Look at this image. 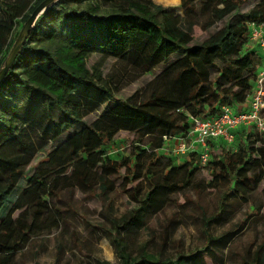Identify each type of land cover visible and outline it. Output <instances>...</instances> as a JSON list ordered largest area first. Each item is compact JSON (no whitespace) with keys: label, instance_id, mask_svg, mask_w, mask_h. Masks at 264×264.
Returning a JSON list of instances; mask_svg holds the SVG:
<instances>
[{"label":"trees","instance_id":"16d2710c","mask_svg":"<svg viewBox=\"0 0 264 264\" xmlns=\"http://www.w3.org/2000/svg\"><path fill=\"white\" fill-rule=\"evenodd\" d=\"M42 1H0V69ZM249 1L180 0V16L152 0H58L38 18L0 83L8 95L0 100V264H11L34 238L61 228L71 209L54 203L71 183L100 201L118 181L136 206L118 227L137 225L142 212L159 213L165 197L185 189L202 214L199 249L183 252L176 245L173 259L143 254L132 264H224L218 247L233 246L251 216L224 243L211 226L226 224L264 184V132L237 129L232 144L211 141L205 166L196 152L179 160L163 151L167 141L186 136L191 118L215 117L252 93L262 56L249 42L248 24H264V0L248 7ZM200 12L207 15L203 38L194 34ZM108 60L137 76L161 72L141 96L138 90L123 100L105 78ZM54 108L66 118L54 120ZM120 132L133 140L125 154L112 157ZM197 168L205 169L206 189L218 195L212 209L201 204L205 181L194 180ZM112 235L119 246L118 233ZM231 254L236 264H264V243Z\"/></svg>","mask_w":264,"mask_h":264},{"label":"rangeland","instance_id":"374dc122","mask_svg":"<svg viewBox=\"0 0 264 264\" xmlns=\"http://www.w3.org/2000/svg\"><path fill=\"white\" fill-rule=\"evenodd\" d=\"M0 1H15L25 5L33 3V0ZM152 1L156 5L167 8L170 12L182 15L180 0ZM257 1L250 0L247 6L250 7V4ZM206 20L207 15L200 12L197 25L194 28L196 37L206 36L201 29V25ZM260 55L263 56L262 53ZM263 60L264 56L260 61L259 69L263 68ZM93 61L94 58L90 59L88 64L91 65ZM104 66L107 83L113 87L115 97L123 100L135 96L138 90V96H141L145 84L161 72V69L158 68L151 75L137 76L136 73L114 60H108ZM19 72L20 69L16 67L15 73ZM6 98H8L6 88L2 87L0 100L3 101ZM52 115L56 121L66 118V112L59 108H54ZM88 118L92 119V116ZM132 140L131 135L120 132L117 144L109 150L110 155L115 157L122 153L125 154L129 150ZM62 141L61 138L49 145L54 147ZM171 148V145L167 144L163 151L164 154H169ZM38 161L39 157L35 158L33 165ZM196 170L194 180L196 182L205 181L202 187L201 204L212 209L218 195L206 189L205 169L197 168ZM181 176L182 172H179L176 180H179ZM117 184V189L113 193L97 201L89 197L76 184L71 183L62 192L61 202L54 203L57 208L67 209L66 206H69L71 209L64 215V224L58 230L34 238L28 247L15 255L11 264H123L125 261L132 264L138 262L143 254L154 255L161 260L173 259L177 251L176 245L183 252L199 249L202 246V214L191 203L192 201L196 202L191 190L185 189L165 197L163 209L159 213L152 215L142 212L140 223L126 225L122 228L118 227L121 217L136 206L134 203H130L128 195L124 191L125 186L121 184V181H118ZM247 198L248 203L242 204L226 224L211 226L213 237H220L221 242L224 243L229 239V234L234 231L236 224L243 220L247 214L251 216L247 218L242 231L232 238L233 246L227 245V242L226 246L218 247L217 252L222 257L224 264H236V257L231 254L233 251L242 250L252 244L255 248L264 243V184L255 186L247 194ZM169 219H172L173 223L165 229ZM115 233H118L120 238L119 246L112 241V234ZM225 235L227 236L225 237Z\"/></svg>","mask_w":264,"mask_h":264},{"label":"built area","instance_id":"2783aa9c","mask_svg":"<svg viewBox=\"0 0 264 264\" xmlns=\"http://www.w3.org/2000/svg\"><path fill=\"white\" fill-rule=\"evenodd\" d=\"M249 42L264 56V24H248ZM262 56V57H263ZM264 60L257 72L252 93L241 108L223 106L219 114L206 119L191 118V129L185 137L167 141L171 145L169 155L181 158L196 152L200 166H205L210 156V142L221 140L226 144L234 141L237 129H254L264 132ZM166 144V145H167Z\"/></svg>","mask_w":264,"mask_h":264},{"label":"water","instance_id":"95a60500","mask_svg":"<svg viewBox=\"0 0 264 264\" xmlns=\"http://www.w3.org/2000/svg\"><path fill=\"white\" fill-rule=\"evenodd\" d=\"M56 1L58 0L42 1L24 22L4 61L3 67L0 69V83L4 79L7 72L11 69L16 57L19 54L21 47L28 38L30 31L33 28V25L35 24L37 19Z\"/></svg>","mask_w":264,"mask_h":264},{"label":"crops","instance_id":"0c3cea01","mask_svg":"<svg viewBox=\"0 0 264 264\" xmlns=\"http://www.w3.org/2000/svg\"><path fill=\"white\" fill-rule=\"evenodd\" d=\"M237 108H241V106L237 107Z\"/></svg>","mask_w":264,"mask_h":264}]
</instances>
